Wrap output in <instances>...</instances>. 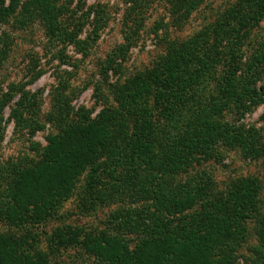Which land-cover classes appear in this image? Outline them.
Returning a JSON list of instances; mask_svg holds the SVG:
<instances>
[{
	"label": "trees",
	"instance_id": "1",
	"mask_svg": "<svg viewBox=\"0 0 264 264\" xmlns=\"http://www.w3.org/2000/svg\"><path fill=\"white\" fill-rule=\"evenodd\" d=\"M168 1V27L176 31L205 2ZM58 2L0 0V24L13 19L23 29L39 21L49 42L72 45L85 59L108 17L100 6L78 7V15ZM152 3L129 1L123 43L101 62L93 84L101 106L95 116L93 109L73 110L66 88L56 90L43 123L36 98L24 94L9 115L19 136L50 131L44 147L31 143L36 157L0 172V220L28 230L46 226L67 217L69 203L76 218L113 207L106 227L64 222L45 233L47 253L29 243L32 235H0V264H56L49 256L69 247L99 264H264V175L221 188L207 172L230 152L264 161L262 129L242 123L264 105V39L255 35L264 0L229 3L185 40L166 39L168 27L155 33L164 54L122 77ZM8 51L9 38L0 34V63ZM13 97L0 99V120ZM3 133L0 125V140Z\"/></svg>",
	"mask_w": 264,
	"mask_h": 264
},
{
	"label": "rangeland",
	"instance_id": "2",
	"mask_svg": "<svg viewBox=\"0 0 264 264\" xmlns=\"http://www.w3.org/2000/svg\"><path fill=\"white\" fill-rule=\"evenodd\" d=\"M129 1L59 0V5L68 6L70 11H76L78 15V7H82V10L85 11L91 7L100 6L108 17V22L100 30L95 45L89 49L90 52L85 59L76 53L72 45H62L57 41L49 42L44 27L40 25L39 21L23 29L13 19L9 24H0V34H5L9 38V51L5 60L0 63V99L4 95H8L9 98L14 95L13 99L8 102L9 105L1 112L0 125L4 129V133L0 140V172L10 162L23 157H36L31 150V143H37L44 147L50 131L46 126L44 131L35 133L33 137H30L27 132H24L22 136L14 133V124L9 121V115L22 94L26 97L36 98L35 105L41 107L39 114L41 123L52 110L51 106L55 100L56 90L60 93L59 89L61 88L62 90L66 88L65 95L68 94L72 97L70 106L73 110L81 107L86 110L93 109V116H95L101 109L93 96V84L99 80L97 73L101 62L114 47L123 43L125 13L130 6ZM233 2H237V0H205L204 4L188 19L184 27L176 31L170 26L168 27L171 17L169 1L153 0L149 10L143 15L141 14L137 46L130 51L129 59L121 76L126 77L135 71L149 68L155 59L164 54L166 43L163 39L161 41L155 33L161 36V31H165L168 27L167 34L170 37L166 39L185 40L199 31L214 14ZM90 29L88 27L86 31L89 32ZM255 35L256 41L264 39V23H261L255 30ZM82 38H84V34ZM263 112L264 105L254 109L252 113L245 114L242 123L247 127L262 129L261 135L264 138V121L261 119ZM207 172L214 178L217 186L223 188L230 179L245 177L261 179L264 175V161L252 163L241 159L238 153L230 152L225 155L220 164L209 165ZM5 195L3 194L0 198V206L6 202ZM113 209V207L104 208L91 218H76L68 215L69 212L74 214L75 210L74 206L67 203L62 213L65 214L68 211L67 217L61 220L56 217L50 220L46 226L30 227L28 230L0 220V235L25 236L26 238L32 235L34 240L29 238V243H33L35 248L47 253L45 244L47 235L45 233H50L67 221H72V225L84 227L86 230H102L106 227L105 223L109 213L115 210ZM49 261L56 264H99L79 247L61 250L55 256H49Z\"/></svg>",
	"mask_w": 264,
	"mask_h": 264
}]
</instances>
